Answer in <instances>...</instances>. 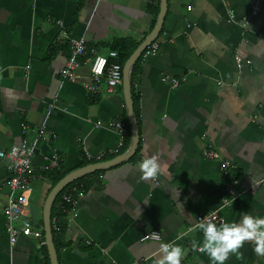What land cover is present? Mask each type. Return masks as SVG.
Instances as JSON below:
<instances>
[{
	"label": "crops",
	"instance_id": "obj_1",
	"mask_svg": "<svg viewBox=\"0 0 264 264\" xmlns=\"http://www.w3.org/2000/svg\"><path fill=\"white\" fill-rule=\"evenodd\" d=\"M156 6L160 0H0V150L35 138L42 127L47 138L36 145L35 166L55 167L56 150L68 173L82 167L80 149L91 163L123 154L130 141L120 150L118 133L109 129L119 118L124 138L128 133L122 80L105 91L103 77L99 94L86 86L96 56H106L115 40L146 38L154 21L148 8ZM249 12V0H167L158 48L144 55L131 90L139 98L140 158L96 170L85 192L75 179L57 194L52 214L64 189L79 192L75 207L58 215L65 226L55 237L58 264H156L163 243L182 248L181 264H212L198 250L204 242L199 214L218 209L221 225L239 224L244 215L264 218V8L244 24ZM60 31L86 46L73 82L60 74L70 55V44L57 40ZM206 146L236 164L228 206H221L225 178L217 162L201 156ZM151 157L159 168L147 177L140 164ZM8 176L0 159V264H50L47 247L40 248L43 209L40 222L25 208L42 237L20 236L9 245ZM53 186L49 178L34 181L28 205L37 207ZM151 230L161 240L141 241ZM257 247L245 239L223 264H264Z\"/></svg>",
	"mask_w": 264,
	"mask_h": 264
},
{
	"label": "built area",
	"instance_id": "obj_2",
	"mask_svg": "<svg viewBox=\"0 0 264 264\" xmlns=\"http://www.w3.org/2000/svg\"><path fill=\"white\" fill-rule=\"evenodd\" d=\"M194 1V0H192ZM250 12L244 17V24H247L249 18L257 14L264 8V0H249ZM191 9V5H188ZM58 41L65 40L70 44V55L66 60L64 68L60 74L63 80L73 82L79 77L80 57L85 54L86 46L82 38L68 37L65 31H60L57 37ZM150 51L154 52L158 48L157 41L153 40L150 43ZM237 67H241V58L235 57ZM249 63V61H248ZM106 75L107 91H111L122 78V65L119 62V55L116 50H110L106 56L97 55L94 64L91 68L89 92H101L103 90L101 85V77ZM165 81H169L173 87H177L179 82L174 78L164 77ZM110 125L111 131L117 132L119 135L118 147L122 146L124 139V122L115 118ZM111 120V121H112ZM99 125V121H97ZM28 127L23 126L22 131L27 132ZM47 135L42 127L37 131L36 137L31 139L23 137L18 143L12 144L5 150H0V159L5 163L6 169L9 173L7 179L8 193L5 199L4 207V231L6 232L9 245L12 247L20 236H29L37 238L40 232L33 228L29 218L26 216L25 207L29 203L30 195L33 190V183L36 180H45L48 178L47 170L51 165L35 166L33 157L38 141H45ZM203 159L214 161L218 164V170L225 178L224 192L225 197L222 198L221 206H228L235 195V187L238 183L236 176V164L227 157L222 155L211 146H206L201 151ZM154 179V178H153ZM79 192L75 187L71 186L64 189L61 194V200L58 202L57 208L68 206L70 209L74 208L77 202ZM201 222H209L215 224L217 227L221 225L219 210L215 209L206 214H199L197 217V225ZM50 225L55 233L60 231L59 216L54 213L50 217ZM141 241H160V233L156 230H151L145 233ZM201 250V248H198ZM41 264H45L42 262Z\"/></svg>",
	"mask_w": 264,
	"mask_h": 264
},
{
	"label": "clouds",
	"instance_id": "obj_3",
	"mask_svg": "<svg viewBox=\"0 0 264 264\" xmlns=\"http://www.w3.org/2000/svg\"><path fill=\"white\" fill-rule=\"evenodd\" d=\"M122 65V64H121ZM123 67V65H122ZM122 79V78H121ZM140 167L147 177L156 175L159 164L155 157L143 160ZM198 227L204 233L202 251H206L212 259V264H223L230 250L236 249L243 240H255L258 253H264V218L244 215L239 224L225 222L219 227L213 223L201 222ZM162 258L156 264H181L183 251L180 246L163 243L160 246Z\"/></svg>",
	"mask_w": 264,
	"mask_h": 264
},
{
	"label": "water",
	"instance_id": "obj_4",
	"mask_svg": "<svg viewBox=\"0 0 264 264\" xmlns=\"http://www.w3.org/2000/svg\"><path fill=\"white\" fill-rule=\"evenodd\" d=\"M166 2L167 0H160L159 12L156 17V22L150 33L146 36V38L136 47V49L131 53V55L127 58L122 67V87L124 94V101L127 110V118L129 121L130 132H131V140L128 149L121 155H118L112 159L101 161L97 163H90L79 167L73 171H70L65 176H63L49 191L43 205V218H42V227L44 231L45 237V245L47 247L48 256L50 260V264H58V256L53 243L51 228H50V208L51 205L57 196V194L61 191V189L67 185L69 182L77 179L80 176H83L87 173L96 171L98 169L107 167L116 162H120L122 160L129 159L136 151L138 140H139V130L137 125V119L133 108V100L131 97L130 90V73L135 63L136 59L139 57L141 52L150 45V43L158 36L164 20V15L166 11ZM33 227L39 228L40 224L31 221Z\"/></svg>",
	"mask_w": 264,
	"mask_h": 264
},
{
	"label": "trees",
	"instance_id": "obj_5",
	"mask_svg": "<svg viewBox=\"0 0 264 264\" xmlns=\"http://www.w3.org/2000/svg\"><path fill=\"white\" fill-rule=\"evenodd\" d=\"M156 3H157V5H159V0H156ZM158 8H159L158 6H156L153 9L151 7L148 8V10L153 13V17H154V21H153V23L150 26L151 29L155 25ZM161 32H162V29H161V31L159 32L158 35H160ZM138 45H139V43L137 41H134V40H131V39H127V38H122V39H117V40L114 41V43H112L111 50H116L118 52L119 62L123 65L125 63V61L127 60V58L131 55V53L136 49V47ZM148 52H151L150 51V46H147L141 52V54L139 55V57L136 59L135 63L133 64V67H132V70H131V73H130V90H132V85H133L134 80L136 78L138 67L140 66V63L142 62V60L144 58V55L147 54ZM131 97H132V100H133V108H134V112H135L136 119H137V125L139 127V119H138V116H139V114H138L139 113L138 112L139 101L138 100H139V98H138L137 95H135L132 92H131ZM125 122H126L125 124H126V129H127L128 133H127L126 137L123 139V141L125 143H123L122 146L120 147V150L122 149L123 151L128 146L129 141H130V136H131L130 126H129V121H128L127 116L125 118ZM140 149H141V145H140V139H139L136 151L133 154V156L131 157V159L136 158L137 160H139V158H140V155H139ZM56 155H57L56 156V161H57L56 162V166L53 167L52 169H48V171H47L48 178L51 180L52 186L59 179H61L63 176H65L68 173L64 169L65 158H63L62 155L57 150H56ZM79 157L81 158L80 166H84V165H87L88 163L92 162V160L88 159L86 154H85V152L83 150H81V149L79 151ZM96 172L97 171H95L93 173H90V174L83 175V176L77 178L74 181V183H76V185H77V187H78V189L80 191L85 192L91 187V185H92V178L91 177ZM58 196L56 197V199L58 198ZM53 206H54V203L52 204L51 209H50V215L51 216L53 215L52 214ZM68 209H69L68 206H64L63 208L58 209L57 214L63 217L64 215H66ZM59 220H60V218H59ZM59 225H60V231L58 233H55L54 230L51 228L52 238H53L54 246H55L56 251H57V256H58V248L59 247L55 243V239H56L55 237L59 233L63 234L64 230H65V226L64 225H62L60 222H59ZM42 247H43L44 251H46L45 244L40 246V248H42Z\"/></svg>",
	"mask_w": 264,
	"mask_h": 264
},
{
	"label": "rangeland",
	"instance_id": "obj_6",
	"mask_svg": "<svg viewBox=\"0 0 264 264\" xmlns=\"http://www.w3.org/2000/svg\"><path fill=\"white\" fill-rule=\"evenodd\" d=\"M38 184H39V183H38ZM38 184H37V185H38ZM40 184H41V183H40ZM45 198H46V196L44 197V199H43V198L41 199V201H40L39 205H37V207H35V206H33V205H28V206H26V207H27V210H28V212H29V214H30V216H31V218H33V219H37V220H39L40 222H41V218L38 217V210L43 209V205H44ZM26 207H25V208H26Z\"/></svg>",
	"mask_w": 264,
	"mask_h": 264
},
{
	"label": "bare ground",
	"instance_id": "obj_7",
	"mask_svg": "<svg viewBox=\"0 0 264 264\" xmlns=\"http://www.w3.org/2000/svg\"><path fill=\"white\" fill-rule=\"evenodd\" d=\"M72 38V37H71ZM155 40V39H154ZM69 57V56H68ZM67 57V58H68ZM67 60V59H66ZM103 77H106V75H103L102 77H101V79L103 78ZM91 88V85L90 84H88L87 86H86V89L87 90H89ZM104 90L105 91H107L105 88H104ZM112 91V90H111ZM89 92V91H88ZM103 92V90L101 91V92H95V93H97V94H99V93H102ZM92 93H94V92H92ZM121 147V146H120ZM52 168V167H51ZM50 168V169H51ZM30 220V219H29ZM49 221H50V219H49ZM31 222V221H30ZM31 225H32V223H31ZM33 226V225H32ZM33 228H35V227H33ZM50 228H51V225H50ZM35 229H37L38 230V228H35ZM39 231V230H38ZM40 232V231H39ZM25 237H29V236H25ZM40 237H42V233L40 232V236L39 237H37V238H40ZM44 244H45V242H44ZM44 244H42V245H44ZM42 245H40V246H42Z\"/></svg>",
	"mask_w": 264,
	"mask_h": 264
}]
</instances>
